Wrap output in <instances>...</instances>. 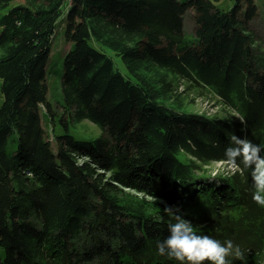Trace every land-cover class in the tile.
<instances>
[{
	"label": "trees",
	"instance_id": "trees-1",
	"mask_svg": "<svg viewBox=\"0 0 264 264\" xmlns=\"http://www.w3.org/2000/svg\"><path fill=\"white\" fill-rule=\"evenodd\" d=\"M219 1L0 0V264H180L156 250L174 222L165 205L197 234L239 245L243 264H264L251 169L214 179L204 170L225 161L232 135L264 155L258 5L232 0L223 10ZM59 24L70 46L53 104L46 77ZM189 90L232 115L185 110ZM59 111L64 130L52 142L42 119L53 124ZM84 119L99 137L69 133Z\"/></svg>",
	"mask_w": 264,
	"mask_h": 264
},
{
	"label": "clouds",
	"instance_id": "clouds-1",
	"mask_svg": "<svg viewBox=\"0 0 264 264\" xmlns=\"http://www.w3.org/2000/svg\"><path fill=\"white\" fill-rule=\"evenodd\" d=\"M238 120L243 131L246 122L242 116ZM261 152V146L246 136L232 135L230 145L225 148L226 159L222 169L226 175L242 174L245 169H251L255 189L252 200L257 205L264 206V155ZM218 175L220 170L213 171L210 178L214 179ZM164 211L174 222L167 226L168 236L157 241L156 250L159 255L174 259L180 264H204L205 261L209 264H231L229 257L242 264L245 261V252L232 240L221 242L208 235L197 234L192 222L184 218L178 206L165 205Z\"/></svg>",
	"mask_w": 264,
	"mask_h": 264
},
{
	"label": "rangeland",
	"instance_id": "rangeland-1",
	"mask_svg": "<svg viewBox=\"0 0 264 264\" xmlns=\"http://www.w3.org/2000/svg\"><path fill=\"white\" fill-rule=\"evenodd\" d=\"M19 2V1H15ZM14 2V3H15ZM255 2L258 5V13L253 19V27L264 37V0H255ZM217 7L223 10H228L232 6V0H221L217 3H215ZM5 10V9H3ZM1 11V13L3 12ZM62 25L59 24L57 28V33L53 36V41L51 44V51L50 56L48 60V70H47V87H48V99L53 102L56 101V97L52 99L54 94L56 92H59L60 94V80L61 75L63 72V58L65 55V51L68 50L70 43L68 41H65L62 37L61 30ZM194 19H193V11L188 10L184 14V29L185 33L188 37L193 36L194 33ZM92 43V42H90ZM106 51L110 54L111 58L113 59L115 65L118 67V69L125 75H127V70L120 59L119 56H117L114 52L109 51L106 49ZM0 86H1V80H0ZM183 89V83H179L178 90ZM195 90H189V92H182L180 94L182 100H183V108L188 111H194L198 113H205L207 115L211 116H231L232 112L227 107L222 105L218 102L217 99H214L209 93L206 91V95H197ZM2 103V96L0 92V105ZM59 116L60 111L57 112L55 115V121L53 124H51L47 117H43L42 122L45 127L46 135L48 136L49 140L53 142V135H57L63 132V127L59 123ZM69 133L73 134L78 139H94L101 135L102 130L92 122L88 121L87 119H84L80 122L74 123L69 125L68 129ZM52 132V133H51ZM225 161H214L210 164L206 165L204 167V170L209 171L212 173L213 171L220 170L222 172V166H224ZM131 191V190H130ZM141 195V194H140ZM258 260L264 259V250L261 254L257 256Z\"/></svg>",
	"mask_w": 264,
	"mask_h": 264
}]
</instances>
